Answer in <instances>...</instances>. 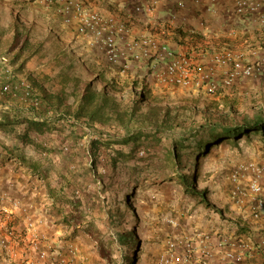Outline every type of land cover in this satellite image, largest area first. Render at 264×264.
<instances>
[{"label": "rangeland", "instance_id": "374dc122", "mask_svg": "<svg viewBox=\"0 0 264 264\" xmlns=\"http://www.w3.org/2000/svg\"><path fill=\"white\" fill-rule=\"evenodd\" d=\"M41 9L27 1L14 6L12 1L0 0V58L12 64L24 62L30 74L51 78L41 94H65L60 99L47 97L57 114L74 111L90 82L97 90L107 84L105 90L110 98L107 103L115 102L120 110L126 108L132 112L130 105L142 90L128 89L126 80L111 90L108 72L102 74V82L93 81L98 68L86 66L87 62L80 61L81 55L69 54L62 48L70 44L72 37L67 39L66 33L57 35L47 28L44 20H37ZM118 14L124 16L122 12ZM258 86L261 89L257 91L233 90L215 97L190 94L178 88L152 87L151 94L142 99L141 108L134 109L135 116L128 123L130 134L140 133L142 137L128 144L117 143L130 135L117 118L105 125L95 123L94 130L90 131L85 126H76L73 118L64 126L55 122L46 132L29 131L27 142L19 138H23L26 123H20L12 133L0 129V201L1 197L7 202V198H17L33 208L42 204L38 212L47 216V221L54 218L55 228L67 233V239H71L70 243L88 264H122L128 254L134 255L133 264H144L148 255H156L163 248L164 236L172 230L169 225L172 221L202 231L235 232L254 238L262 225L247 224L233 210L228 199L227 177L236 162L264 154V136L245 135L237 146L214 148L198 163L190 161L185 154L183 167L178 171L169 152L172 142L189 126L197 128L212 120L240 123L256 114L264 115V87ZM132 92L137 97H132ZM158 125L162 126L161 134L156 128ZM156 134L161 135L158 141L154 140ZM92 140L102 142L104 160L114 157V150L125 156L118 161L116 170L104 168L102 156L97 155L95 175L87 173L94 159ZM181 173L196 175L192 191H187L177 180ZM62 188H66L64 194ZM50 190L55 191L56 200L60 199L63 206L61 203H58L60 207L53 206ZM204 190L206 200L214 207H208L200 196ZM74 191H79L85 204L84 218L89 224L93 218L92 233L87 232L90 227L86 222L78 221V226H71L62 221L73 211L72 206L65 204L79 200L74 197ZM133 230L138 243L134 250H129L130 245L122 246L119 238L126 233L133 238Z\"/></svg>", "mask_w": 264, "mask_h": 264}, {"label": "built area", "instance_id": "2783aa9c", "mask_svg": "<svg viewBox=\"0 0 264 264\" xmlns=\"http://www.w3.org/2000/svg\"><path fill=\"white\" fill-rule=\"evenodd\" d=\"M30 1L55 12L78 35L89 37L91 46L99 48L111 65L119 66L121 74L127 73L134 62L154 60L161 64L151 73L157 84L202 91L209 96L240 82L264 83V0H233L234 14L258 27L261 33L258 46H249L246 51L215 49L203 66H195L190 55L171 51L154 36H132L124 21L102 15L84 0ZM133 11L149 15L153 6L135 0ZM0 66L7 68V72L10 70L4 57L0 58ZM227 180L233 210L247 224L262 225L254 238L235 232L202 231L172 221L169 224L172 230L165 233L156 264H256L259 259L264 264V154L236 162ZM1 199L0 264H88L84 258L78 260L79 251L72 244L60 252L37 235L36 239H30L31 231L46 226V216L35 217V208L17 198H7L9 202Z\"/></svg>", "mask_w": 264, "mask_h": 264}, {"label": "trees", "instance_id": "16d2710c", "mask_svg": "<svg viewBox=\"0 0 264 264\" xmlns=\"http://www.w3.org/2000/svg\"><path fill=\"white\" fill-rule=\"evenodd\" d=\"M12 1V0H9ZM31 5L34 3L30 0H26ZM15 2V1H14ZM12 2V4L15 6L16 3ZM38 5V4H37ZM40 6V5H38ZM42 9L40 11L46 13L43 6H40ZM41 12V13H42ZM35 17V16H34ZM60 17V16H59ZM59 21L62 22V18H58ZM38 20V19H37ZM51 31H54L53 29ZM19 57V54H17ZM16 56V57H17ZM14 58V60L16 59ZM106 59V58H105ZM103 59L102 62L105 65L104 68H98V74L96 75V78H94L93 81H98L103 78L104 72H108V74H111V68H115L114 74L115 77H110V75H107V78L109 80V86L111 90H115L119 87V84L123 83L121 81H125V86L132 90V89H141L142 94L134 101H132V105H130L131 110L129 109H122L120 110L117 108V105L115 102H111V104L107 103V101L110 100L105 88L107 87V84L103 86L102 90H97L93 86V82H90L86 85L84 94L81 95L77 106L75 110H66L65 114H57L55 113V110L53 108V104L50 102L49 98H61L64 96L63 94L60 95L59 93L55 94V92H52V96L47 94H41L44 93V88L49 84L51 78H44L43 76H35L33 74H30L29 71L26 73V68L24 62L19 63L16 62L15 64H12L10 60H8V70L7 68H3L0 66V129H2L5 132H14L16 131L17 126L20 123H26L23 138L19 137L23 141L27 142L29 141L27 139L29 131H34L36 133L46 132V130L50 129L52 124L58 123L61 124V126H64L65 123H68L70 121L69 119L73 118V123L76 124V126L82 128L88 129L90 131L91 129L94 130L95 123H99L102 125H105L110 122L112 118H117L119 122L125 126V130L127 131V134L132 133V131L129 130L128 123L132 121V118L135 116L134 109L136 107L141 108L142 100L143 98H146V95L151 94L150 88L152 87H162V88H178L181 90H184L185 92H188L190 94L197 93V95H203L205 94L202 91H193L192 89H183L177 86L173 87H165L161 86L156 83L152 76V72H146V74L142 76H134L130 77L127 73L121 74L120 68L118 70L117 65H111L107 60ZM18 61V60H15ZM89 66V65H86ZM24 69V71H20V69ZM93 68V67H92ZM110 68V70H109ZM23 72L22 74L20 72ZM151 75V77H150ZM106 77V76H105ZM40 78H44L43 81H40ZM106 78V79H107ZM30 79V80H29ZM104 79V78H103ZM153 79V80H151ZM47 83V84H46ZM242 82L236 84L232 88L220 92L216 95L207 96L209 97H215L222 93H228L232 92L233 90H238L239 86ZM261 82L260 84H262ZM9 86L7 88V91L4 90L5 87ZM55 90V89H53ZM62 91V90H61ZM148 93V94H147ZM132 97H137L134 95V92H132ZM59 98V99H60ZM34 101L38 102L37 105H34ZM168 112V111H167ZM169 114V112H168ZM52 115H55L56 117L51 118ZM26 116V117H24ZM53 119V120H52ZM170 123V121L168 122ZM9 130H8V129ZM159 131V133H163L162 130H159L162 128L161 125H158L156 127ZM187 130V131H186ZM182 130V134L179 136L177 140H174L171 144V149L169 154L171 155V162L175 164L176 170H181L183 167V158L186 157L190 159V161H193L198 163V161L208 156L212 153V149L218 147H222L223 145H232L237 146L240 139L245 135H250V133L260 134L261 136H264V115L262 114H256L251 119L245 118V120L241 121L240 123L236 121H231L229 123L226 122V120H212L207 121L203 124H201L197 128H193L192 126H189V129ZM96 133H99L96 131ZM160 134H156V137L154 140L158 141L161 137ZM141 134H130L128 137L124 136L123 138H120L119 144H128L130 142H137L141 138ZM15 146H12L14 148ZM147 147V146H146ZM91 149H92V155H94V159L92 160V165L89 166L87 173L94 172V175L97 171L96 169V157L97 155L102 156L103 158V144L101 141L98 140H92L91 142ZM11 153V152H7ZM113 156H108V159L103 161L105 162L103 167L109 166L112 167L114 170L117 169V164L120 159H123L125 156L120 153L118 150H114L112 152ZM186 154V155H185ZM111 155V154H110ZM16 156L14 155V158ZM186 158V159H187ZM107 163H110V165H106ZM106 165V166H105ZM40 178L43 179V174H40ZM196 175L192 173L191 175L186 174H179L177 180L180 184H183L185 189L187 191H192V183L195 181ZM130 185L127 186V188ZM64 194L65 189L62 188ZM54 190H50V198L53 201V206H58V203H61L60 199L56 200V195L54 194ZM59 192H57L58 194ZM74 197L78 200L76 202H69L65 205L67 207L72 206L73 211L71 215L64 216L62 221L67 223V225H75L78 226L77 222L82 221L86 222L88 225V231L92 233L93 228L92 221L93 218H91V224L90 222H87V219L84 218L86 216V212H82V209H85V204L81 200V196L79 191H74ZM200 195V194H199ZM203 197V201L208 207H214L213 204L208 202L206 200V190L202 192L200 195ZM68 197V196H67ZM73 197V199H74ZM60 206L63 204H59ZM58 206V207H60ZM91 210V208H89ZM85 213V214H84ZM236 221V220H235ZM95 235L98 237V232H95ZM131 235L133 238L130 237V234L126 233L120 236V242L122 246H128L129 250H134L136 248V245L138 243V240L136 239V232L133 230ZM102 254V253H101ZM156 258L157 254L155 255V264H156ZM134 263V255L128 254L123 258L122 264H133Z\"/></svg>", "mask_w": 264, "mask_h": 264}, {"label": "crops", "instance_id": "0c3cea01", "mask_svg": "<svg viewBox=\"0 0 264 264\" xmlns=\"http://www.w3.org/2000/svg\"><path fill=\"white\" fill-rule=\"evenodd\" d=\"M24 1L26 0H12L16 3L15 6H19ZM84 1L102 15L116 16L124 21L129 26L132 36L138 34L154 36L166 44L171 51L190 55L195 66L205 65L211 51L215 49L232 48L246 51L249 46H258L260 43L261 33L258 27L254 22L243 20L234 14L233 0H143L145 4L153 6V12L149 15L145 13L136 14L133 11L135 0ZM179 3H182L183 6H178ZM44 11L46 13L39 11L36 19L44 20L47 28L53 29L55 34L66 33L67 39L69 36L72 37L69 38L70 41L68 42L71 45L62 46L67 53L81 55L80 61L87 62L86 65L93 68L105 67L106 64L102 62L105 59L103 52L99 48L91 46L89 37L80 36L74 27L61 23L58 19L60 17L52 10L44 9ZM118 12L124 13V16H120ZM230 31H234L235 34ZM71 40H74V44L71 43ZM160 65L154 60L134 62L127 73V77L128 75L131 78L142 76L146 74L145 71L152 72L155 67H160ZM110 68L112 72L109 74L110 77H115L114 70L116 69L112 66ZM26 71H30V68L27 67ZM258 85L260 83L256 81L243 82L238 91L239 93H243L247 89L257 91L261 89ZM261 87H264V83L261 84ZM39 206H34L35 217L41 215L38 211L42 208V204ZM52 218H48L46 226H38L31 231L30 239H36L35 235H37L45 244L62 252L67 249L72 241L67 239L66 232L63 233L62 229L55 228L54 218ZM78 257L79 261L83 258L80 251ZM153 257H155L154 254L148 255L144 259V264H153L155 260ZM260 263L261 259L256 264Z\"/></svg>", "mask_w": 264, "mask_h": 264}]
</instances>
